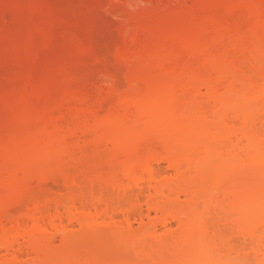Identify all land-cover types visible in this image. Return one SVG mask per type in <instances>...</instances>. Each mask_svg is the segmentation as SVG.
<instances>
[{"label":"rangeland","instance_id":"rangeland-1","mask_svg":"<svg viewBox=\"0 0 264 264\" xmlns=\"http://www.w3.org/2000/svg\"><path fill=\"white\" fill-rule=\"evenodd\" d=\"M258 79L264 81V0H0V233L11 230L14 221L15 226L47 221L54 210L61 209L62 216L77 208L111 212L100 222L85 215L67 224L65 237L33 232L19 238L0 250V264H264V243L258 257L253 253L264 223L252 239L251 200L227 195L242 182L259 181L263 163L221 176L226 154L225 162L236 165L243 152L247 156L252 135L264 148V93L254 100L249 96ZM171 88L182 107L191 101L198 108L193 116L204 108L212 117L199 137L200 150L189 140L185 153L179 144L183 160L176 167L160 162V181L139 189L131 163L152 161L150 154L165 144L175 150L180 136L183 142L191 133L181 117L188 115L190 125L197 122L169 98ZM213 88L226 90V97L214 100ZM160 91L167 100L162 101L169 99L166 106L149 98ZM230 97L241 115L256 122L248 136L243 130L242 137L240 131L234 135L242 139L236 146L233 135L217 140L211 135L219 124L242 125L243 116H227L233 107L223 102ZM160 105L168 112L164 118L149 113L139 119L140 111L154 112ZM220 111L226 113L217 120ZM109 116L126 125L122 132L136 121L142 136L120 147L123 133L103 121ZM162 123L166 132L157 129ZM147 127L154 133L145 135ZM50 137L59 154L51 152L44 165L35 158L30 163L40 140ZM217 151L224 156L218 159ZM258 197L254 200L263 209L264 192ZM149 201L181 218L166 226L133 222L128 227L127 213L146 215Z\"/></svg>","mask_w":264,"mask_h":264},{"label":"bare ground","instance_id":"bare-ground-1","mask_svg":"<svg viewBox=\"0 0 264 264\" xmlns=\"http://www.w3.org/2000/svg\"><path fill=\"white\" fill-rule=\"evenodd\" d=\"M253 49H255V48H253ZM255 52H257V50H255ZM254 51L252 52V55L255 53ZM256 54V53H255ZM257 56V55H253V59L255 58V57ZM220 79V78H219ZM260 79V78H259ZM258 79V80H259ZM218 80V79H217ZM261 80V79H260ZM260 80L258 81V82H256V80H255V85L253 86V84H254V82H253V84H252V90H253V92H252V95H249V96H252V98H253V100L254 99H256V98H258L257 96H263L262 94L264 93V81H262V82H260ZM221 81V80H220ZM251 82V81H250ZM217 83H218V81H217ZM222 83V82H221ZM207 84H205V86H206ZM210 86H214V84H209ZM216 85V84H215ZM220 83H218L216 86H217V88H219L220 86ZM187 86V85H186ZM215 89V88H213L214 89V91H216V92H214V93H216L217 95H213L214 97H213V99L215 100V97L217 98L218 97V95H222V96H225V94L224 93H226L225 91H223L222 92V90H221V92L223 93H220V94H218L219 92H220V90L219 89ZM173 88H171L168 92H170V94L172 95H175V93H174V91L175 90H172ZM159 91V90H158ZM173 91V92H172ZM212 91V90H211ZM167 92V93H168ZM172 92V93H171ZM230 92V91H229ZM255 92V93H254ZM251 93V92H250ZM253 93H254V96H253ZM262 93V94H261ZM157 93H155V95H156ZM163 92H161L160 91V94L158 93L157 94V96H155L153 93H151V96L152 97H150V93L148 94L149 95V98H151V100L153 99V102H154V99H158V100H160V101H162V99L163 100H166L165 99V95L163 96ZM249 94V93H248ZM259 94V95H258ZM148 95H147V98H148ZM173 95L172 96H169V98L170 97H173ZM206 95H208V94H206ZM211 95L212 94H210V98H211ZM153 96H155V97H157V98H153ZM158 96H163L162 98L161 97H158ZM209 96V95H208ZM226 97V96H225ZM255 97V98H254ZM146 98V97H145ZM146 98V99H147ZM209 98V99H210ZM248 98V97H247ZM251 98V97H250ZM250 98H248V99H250ZM251 98V99H252ZM146 99H144V100H146ZM172 99V98H171ZM173 99L174 100H177V98L175 97H173ZM212 99V98H211ZM212 99V100H213ZM260 99H261V97H260ZM225 100H227V103H226V101L225 102H223L224 103V107H225V105L227 106V104L228 103H230L229 105L230 106H232L233 108H231V107H228L229 109L228 110H230V108L232 109V110H234V108H236V111L238 110V108L236 107V106H234V100H233V98L232 97H230L229 99H225ZM228 100H232V101H230V102H228ZM148 101V100H147ZM167 101V100H166ZM166 101H162V102H164L165 103V106L167 105L166 103H168L169 102V99H168V102H166ZM171 101V100H170ZM152 103V101H150V99H149V102H147L148 104L149 103ZM156 102V101H155ZM172 102H173V100H172ZM172 102H171V104H172ZM177 102L179 103L178 104V106L180 107H182V102L183 101H180V100H177ZM186 102V101H185ZM184 102V103H185ZM231 102H233V103H231ZM176 103V102H175ZM187 103V102H186ZM184 104V106L182 107V108H184V109H182V108H180L179 109V111L182 109L183 111H185V114L187 113V114H190L192 117H194L192 114H194L195 113V110H197L198 108L196 107V108H193L194 106H193V104L192 105H190L192 102L191 101H189V103H187V104ZM170 104V103H169ZM172 105H174L175 106V104H172ZM185 105H186V108H185ZM188 105V106H187ZM141 106V105H140ZM139 106V107H140ZM147 106V105H146ZM149 106H151L150 104H149ZM165 106H158V107H156V108H154L155 109V111L154 112H150V110L148 111V110H143V111H140L141 112V115L140 114H138V112L139 111H137L135 114L138 116V118H139V115H140V118L139 119H142V118H144V116L146 117V116H148V114L149 113H153L154 115H155V117L157 116L158 118H160V117H163L164 115H166V113H168V112H166L167 110H166V107ZM173 106V107H174ZM193 106V107H192ZM142 107V106H141ZM152 107V106H151ZM167 107H169V106H167ZM171 107V106H170ZM191 107V108H190ZM136 108H137V106H136ZM135 108V109H136ZM144 108V106L142 107V109ZM149 107H147V109H148ZM153 108V107H152ZM193 108V109H192ZM201 108V107H200ZM195 109V110H194ZM226 109H227V107H226ZM226 109H224V111L226 110ZM138 110V109H137ZM171 110L172 109H170V112H171ZM177 110H178V108H177ZM181 110V111H182ZM227 110V114H229V115H227V116H229V118L231 117V115L233 116V114H239L240 116H243V118L242 117H240V116H238V117H240V120L242 119H244V121L241 123L242 125L240 126H238V125H233L232 127L231 126H229L227 123L228 122H226V120H224L226 123H224L223 125H218V126H220V127H218L217 129H216V131H211V135H212V138H214V140L216 139V138H222V139H225L226 137H228V138H226V139H229V138H231L230 136H234L236 133L237 134H239L240 132V137H242L241 135H244V131H245V133L247 134V132H248V129L253 125V123L255 122V121H252L253 119H246L245 117V115H241V113L239 112V110H238V112H236V111H228ZM136 111V110H135ZM179 111H177V112H179ZM181 111H180V113H181ZM189 111V112H188ZM192 113H191V112ZM203 111V112H202ZM215 111V110H214ZM169 112V113H170ZM173 112H176L175 111V109L172 111V114H174ZM198 112L199 111H196V113L198 114ZM202 112V113H201ZM201 112H199V114L198 115H196L194 118H196L197 119V122L195 123L194 121L195 120H193V122L194 123H192L193 125H190V124H188L187 122H189V121H187V117H189L188 115H186V116H184V117H181L182 119L180 120V119H178L181 123H182V125H184V127L186 126L187 127V125H189V127H190V130H189V132H191V133H189V135H187V134H185V135H187V138H184V141H185V143H184V141L182 142V140L181 139H183L181 136H180V138H179V140L181 141V142H178V144H177V147H176V149L174 150V149H172L171 151L175 154H172V152H170V150L169 149H167V148H169L168 147V145L167 144H165V145H163V149H161V150H159V153H158V151H155V152H153L154 154H150V155H152V158H151V156H149V158H151V160L152 161H149V162H144V163H142V162H140L139 161V159H137V160H134L132 163H131V166H132V168H131V171H130V173H132V179L134 180V184L136 185V186H138V188L140 189L141 187H143L144 186V188H145V185H150V183H153V182H156V181H160L159 179V177H160V175H159V173H160V171L158 170L159 169V166H157V165H159V163L161 162V163H163V162H167V163H169L168 165H173L174 167H176L175 165H176V163H180V159L182 158H180L179 156H182V155H184L183 153H184V151H183V153H182V155H179V154H177L178 152L177 151H179V150H177V149H179L178 147L180 146V148H184V150H185V153H187V150H186V144H188L189 143V146H190V143H197V146L199 147H202V144L200 143L202 140L199 138L200 136H202L201 134L203 133V131H204V126H206V121H207V117H208V115H204V108H203V110L201 109ZM206 112V111H205ZM232 112L233 114H231L230 115V113ZM182 113H184V112H182ZM181 113V114H182ZM213 113V112H212ZM216 113V112H215ZM214 113V114H215ZM222 113H223V115L225 116V114L224 113H226V112H223L222 111ZM135 114H134V116H135ZM180 114V115H181ZM214 114H213V116H214ZM152 115V114H151ZM219 117L221 116V117H223V115L221 114V111H220V113H218L217 114ZM237 115H235V116H237ZM134 116H132L133 118H134ZM167 116H169V115H167ZM175 116V118H177L176 116H179L178 115V113L176 114V115H174ZM115 116H112V120L113 119H115V118H117V117H115ZM129 118V120L131 119H133V118ZM142 117V118H141ZM151 117V116H150ZM149 117V118H150ZM170 117V116H169ZM173 117V116H172ZM192 117H190V118H192ZM210 118L212 117V115L211 116H209ZM208 117V118H209ZM217 118V120L218 119H222V118ZM111 117L109 116V119H110ZM137 118V117H136ZM148 118V119H149ZM164 118V117H163ZM174 118V117H173ZM172 118V119H173ZM209 118V119H210ZM214 118H216L215 116H214ZM213 118V119H214ZM228 118V117H227ZM248 118V117H247ZM109 119L108 120H105V118L103 119V121L106 123V121L107 122H109L110 124H109V127H111V128H113L112 126L113 125H118L116 128L118 129H120V130H118L119 131V134H120V132H121V134L123 133V135H121L120 136V138H118V142H116V143H118L119 144V146L120 147H124L125 145H126V142H127V139L128 138H133L134 136H137V135H139L140 134V132L138 131V126L139 125H137L135 122L134 123H130V127H129V125L127 126V130H125V132H122L121 131V128H122V130H123V128L124 127H126V125H124L123 123H122V121L121 122H118L117 120L119 119V118H117V120H116V122L113 120H111L110 119V121H112V122H110L109 121ZM157 119V118H156ZM171 119V118H170ZM129 120H127V123H129V122H133L135 119H133L132 121H129ZM158 120V119H157ZM167 120H169V119H167ZM176 119H174V122L173 123H176V122H178V121H175ZM228 120V119H227ZM249 120V121H248ZM129 121V122H128ZM148 121V120H147ZM161 121V120H160ZM117 122H118V124H117ZM149 122V121H148ZM154 122H155V119H154ZM159 122V121H158ZM166 122V121H165ZM170 122V121H169ZM179 122V123H180ZM192 122V121H191ZM210 123L212 122V120L211 121H209ZM215 122H218V121H215ZM113 123V124H112ZM127 123H125V124H127ZM142 123V122H141ZM144 123H145V120H144ZM151 123V122H150ZM156 123V122H155ZM179 123H177L178 125H179ZM206 123V124H205ZM213 123V122H212ZM256 123V122H255ZM264 123V122H263ZM112 124V125H111ZM120 124H121V126H120ZM138 124H140V120H139V123ZM151 124H153V123H151ZM157 124V123H156ZM163 124V123H162ZM166 124V123H165ZM165 124H163V125H161L160 127H158L157 129H158V131H165L166 130V125ZM172 124V123H171ZM108 125V124H107ZM141 125V124H140ZM173 125H176V124H173ZM181 125V124H180ZM208 125V124H207ZM232 125V124H231ZM114 126V127H115ZM149 126V125H148ZM209 126H211L210 124H209ZM221 126H223V127H221ZM235 126V127H234ZM238 126V128H236ZM140 127V126H139ZM145 127V126H144ZM179 127V126H178ZM177 127V125H176V128H178ZM180 127H183V126H180ZM254 127V126H253ZM252 127V128H253ZM148 128V132L147 131H145L146 132V134L145 135H147L148 133H150V131L149 130H151L152 132H153V129H150L149 127H147ZM155 128V127H154ZM208 128V127H207ZM245 128V129H244ZM110 129V128H109ZM146 129V128H145ZM175 129V128H174ZM173 129V132L174 131H176V130H174ZM179 129V128H178ZM183 130H184V128H182ZM211 130H213L212 128H210ZM221 129V130H220ZM111 130V129H110ZM113 130H114V128H113ZM140 130V129H139ZM147 130V129H146ZM171 130V129H170ZM187 130H188V127L186 128V133H187ZM242 130H243V132H242ZM116 132H117V130H115ZM141 131V130H140ZM156 131V130H155ZM167 131H168V129H167ZM179 131V130H178ZM225 131H226V133L228 134H226L225 133ZM240 131V132H239ZM247 131V132H246ZM115 132V133H116ZM142 132V131H141ZM161 132V133H162ZM166 132V131H165ZM169 132H172V130L171 131H169ZM172 132V133H173ZM182 132H184V131H182ZM239 132V133H238ZM154 133V132H153ZM153 133L151 134V136H153ZM168 133V132H167ZM174 133H176V132H174ZM178 133V132H177ZM179 133H181V129H180V131H179ZM249 134V133H248ZM248 134H247V136H248ZM141 135V134H140ZM144 135V134H143ZM144 135V136H145ZM149 135V134H148ZM162 135H164V133H162ZM168 136V135H170V136H172V134H170V133H168V134H165L164 136ZM182 135V134H181ZM191 135V136H190ZM203 135H204V133H203ZM227 135V136H226ZM251 135V134H250ZM249 135V136H250ZM142 136V135H141ZM190 136V137H189ZM232 136V137H233ZM238 136V135H237ZM53 137V136H52ZM52 137H50V138H45V140L46 141H48V142H46V141H43V140H40V142H39V145L35 148V149H39V151H37L36 150V152H38V155H36L37 153H34V151H33V154H30V157H29V160H31L30 161V163L31 162H33V160H34V158L37 160H40L41 162H42V164L44 165L46 162H48L47 160V158H48V156L49 155H51V152H53L55 149H56V146H54L55 144H56V140H55V137L54 138H52ZM117 137H118V134H117V136L115 137L116 139H117ZM138 137V136H137ZM155 137H156V134H155ZM186 137V136H185ZM190 139H189V138ZM204 137V136H203ZM236 136H234L233 137V141L235 140L234 138H235ZM244 137V139H246V141H247V139L249 138V137H246L245 138V136H243ZM255 137V136H254ZM258 137V136H257ZM263 137V136H262ZM193 138V139H192ZM199 138V139H198ZM254 139V140H252V139ZM251 138H249L248 139V142H247V144H246V150L247 151H245V153L247 154V156L246 157H244V155H243V153H242V157H244V158H242V157H238L237 158V160H236V165L234 164V165H229V163L228 162H225V161H228V160H226L228 157H227V154H226V156H225V160L224 161H222V168L224 167H226L224 170H225V172H224V170H223V173H226V174H221V176L222 175H227V173L229 174L230 172H232V171H237V170H242V169H244V168H246V167H255V166H258V164L260 165L261 163H263V165H260V166H263L264 167V148H262L263 147V145L262 146H259L258 144V139H257V141L255 140V138H253V135H252V137ZM53 139H54V141H53ZM185 139H188L187 141L185 140ZM251 139V140H250ZM190 140V141H189ZM192 140H194V141H192ZM197 140V141H196ZM212 141V142H215V141ZM217 140V139H216ZM219 140V139H218ZM221 140V139H220ZM232 140V139H231ZM237 140H239V139H236L235 141H237ZM241 140L242 139H240L239 140V142H235V146H236V143H240L241 142ZM262 140V139H261ZM260 140V141H261ZM189 141V142H188ZM254 141H255V143H254ZM186 142H188V143H186ZM211 142V141H210ZM211 142V143H212ZM218 142V141H217ZM244 142V141H243ZM242 142V143H243ZM36 143H38V142H36ZM199 143H200V145H199ZM58 144V143H57ZM117 144V145H118ZM180 144V145H179ZM181 144H182V147H181ZM185 144V145H184ZM244 144H245V142H244ZM262 144H263V140H262ZM116 145V144H115ZM116 145V146H117ZM167 145V147H164V146H166ZM179 145V146H178ZM194 145V144H193ZM192 145V146H193ZM196 145V144H195ZM195 145L193 146V147H195ZM256 145H258V147L259 148H257V146ZM261 145V144H260ZM188 146V147H189ZM192 146H191V148H192ZM196 146V147H197ZM242 146V145H241ZM255 146V147H254ZM118 147V146H117ZM172 147V146H171ZM195 147V148H196ZM197 147V148H198ZM200 147H199V150H200ZM239 147V146H238ZM243 147H245L244 145H243ZM243 147H242V149H243ZM55 148V149H54ZM57 148H59V146H57ZM165 148V149H164ZM190 148V147H189ZM189 148H187V149H189ZM190 148V150H192ZM121 149V148H120ZM182 149H180V150H182ZM242 149H241V151H242ZM253 149H254V152H252L253 151ZM255 149H257L256 150V152H255ZM260 149V150H259ZM263 149V150H262ZM169 150V151H168ZM238 150H240V147L238 148ZM261 150L263 151V152H261ZM57 151V152H56ZM56 151H54L53 153H58V150H56ZM164 151V152H163ZM241 151H239L240 153H241ZM243 151H244V149H243ZM59 152H60V149H59ZM161 152V153H160ZM188 152H189V150H188ZM223 152V151H222ZM217 153V158L219 159L221 156H224V155H220V156H218L219 154V151H217V152H215V154ZM221 153V152H220ZM59 154V153H58ZM222 154V153H221ZM154 155V156H153ZM178 155V156H177ZM186 155V154H185ZM241 155V154H240ZM31 156H32V159H31ZM37 157V158H36ZM212 157H213V155H212ZM214 157H216V156H214ZM227 157V158H226ZM211 158V157H210ZM222 159H224V157H222ZM37 160V161H38ZM181 160H183V159H181ZM215 159L214 158H212V161H214ZM263 160V161H262ZM35 161V160H34ZM37 161H35L34 163H36ZM148 161V160H147ZM179 161V162H178ZM40 162V163H41ZM165 162V163H166ZM166 163V164H167ZM223 163H225V165L223 164ZM175 164V165H174ZM178 165V164H177ZM46 166V165H45ZM230 166V167H229ZM229 167V168H228ZM233 167V168H232ZM263 167H260L261 168V170L263 169ZM221 168V169H222ZM234 169V170H233ZM229 170V171H228ZM136 171H140L139 173H135ZM264 171V170H263ZM261 175L259 176V181L258 180H256V182H254V180L255 179H251V181L249 180V182H242L241 184H239L237 187H235L236 189H234V190H229L228 192H227V195L228 196H232V198H237V199H240V200H243V202L245 203L246 202V199H248L249 198V200H251L250 201V207H251V215H252V219H253V222H254V227H256L257 225H263V223H264V208L262 209L261 207H258V205L256 204V202H255V200L254 199H257V198H259L258 196H261L262 195V193L264 192V173L262 174V172L260 173ZM261 177H263V178H261ZM261 178V179H260ZM262 180V181H261ZM248 185H249V187H248ZM234 188V187H233ZM146 204H148V206H146L145 208H147L146 210V215H145V213H140V211H138V214L137 213H134V212H131V213H127V216H126V225L128 226V227H131L132 225H133V222H138L139 223V225H141V226H147V224H149V223H156V225H164V226H166L167 225V223L170 221V219H180L181 218V215H179L178 213H170V212H168V211H165V212H163L164 210L162 209H160L156 204L154 205V203L153 202H146ZM72 205V204H71ZM67 207V206H66ZM107 207V206H106ZM71 208V207H70ZM75 208H77V207H75ZM74 208V209H75ZM58 209V208H57ZM60 209V208H59ZM61 210V209H60ZM58 211V210H54L49 216H48V220L47 221H34V222H32V224L30 225V226H21V224L19 225V224H16L17 226H15V224H11L12 226H11V230H4L3 231V233L1 232L0 233V250H2L3 248L5 249H9L8 247H13L14 246V244L13 243H15V241H17L19 238H22V239H28L29 238V236H31V234H33V232L35 233H48V234H58V235H62L63 237H65V235L66 234H68L69 232H67V231H65V230H67V224L69 225L71 222L73 223V221L74 222H79V220L82 218V217H84L85 215H90L91 216V219L94 221V222H100L104 217H106V216H108V217H110L111 216V212H109V210H108V207L107 208H100V209H95V211H93L92 213H90V212H88V211H86V210H83V209H76V211L75 212H73V211H67V214H65V215H63L62 216V214H61V211ZM140 210V209H139ZM260 210H261V212H260ZM66 211V210H65ZM63 213H64V211H62ZM68 212H72V213H69V215H68ZM153 213V212H158L159 213V215L157 214L156 215V213H155V218L153 219V221H152V219L149 217V216H151L150 215V213ZM167 212V213H166ZM263 213V214H262ZM146 217H145V216ZM63 218H62V217ZM145 217V218H144ZM66 218V219H65ZM63 219H65L64 221H63ZM146 219L148 220V221H146ZM151 219V220H150ZM171 220V221H172ZM16 223V222H15ZM65 223V224H64ZM261 225H260V227L259 228H261ZM2 228L4 229L5 227L4 226H2ZM7 229H9V227L7 228ZM142 229V228H141ZM2 230V229H1ZM258 230L260 231V229H258L257 227L254 229V230H252L251 231V233H250V236H252V239H256V236H257V233H258ZM8 231V232H7ZM5 232V233H4ZM50 232V233H49ZM35 233V234H36ZM256 243H257V245H256V247L254 248V251H253V253H254V255L256 256V257H258V255L262 252V246H263V243H264V237H260L257 241H256ZM12 244H13V246H12Z\"/></svg>","mask_w":264,"mask_h":264}]
</instances>
